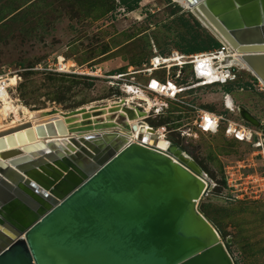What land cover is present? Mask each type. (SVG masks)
<instances>
[{
	"label": "water",
	"instance_id": "95a60500",
	"mask_svg": "<svg viewBox=\"0 0 264 264\" xmlns=\"http://www.w3.org/2000/svg\"><path fill=\"white\" fill-rule=\"evenodd\" d=\"M185 1L264 86V0ZM62 115L71 134L86 135L69 136L61 157L53 144L34 142L31 127L21 131L28 123L0 132V264H236L200 210L211 183L195 160L173 144L165 153L142 140L147 134H88L116 125L131 134L126 118L145 111L120 100ZM238 117L262 132L264 146L258 119L243 106ZM35 133L67 137L57 119ZM14 141L20 149L6 150Z\"/></svg>",
	"mask_w": 264,
	"mask_h": 264
},
{
	"label": "rangeland",
	"instance_id": "374dc122",
	"mask_svg": "<svg viewBox=\"0 0 264 264\" xmlns=\"http://www.w3.org/2000/svg\"><path fill=\"white\" fill-rule=\"evenodd\" d=\"M192 16L172 0H0V67L20 77L8 91L16 104L37 113H68L126 99L123 87L131 85V78L147 83L146 70H141L156 53L211 46V34ZM59 57L87 73L45 71ZM236 72V81L193 91L183 102L249 128L254 133L249 143L227 136L221 125L217 133L199 134L185 144L180 130L194 115L179 102L144 121L154 131L166 126L164 138L207 175L211 189L199 207L229 241L236 264H264V152L254 147L263 134L243 122L236 110L243 106L264 130V87L247 72ZM119 73L124 76L116 78ZM189 73L185 70V79ZM153 77L163 81L164 71ZM225 94L229 96L223 99ZM228 99L234 103L232 113L223 106L227 108ZM13 116L25 120L15 111L3 125Z\"/></svg>",
	"mask_w": 264,
	"mask_h": 264
},
{
	"label": "built area",
	"instance_id": "2783aa9c",
	"mask_svg": "<svg viewBox=\"0 0 264 264\" xmlns=\"http://www.w3.org/2000/svg\"><path fill=\"white\" fill-rule=\"evenodd\" d=\"M214 39L219 43V47L213 48V49H210L204 52L185 54L177 50H172L165 55H160L156 53L150 59L149 67L141 70L142 72L144 70H148L147 77L149 79L145 85H141V84L139 85L138 83H134L133 82L134 78H131V81H132L131 85H133L135 89L143 91L152 100L154 99L158 100V103H152L148 113L146 114L148 117L151 115L157 116V115L162 114L163 112L168 110L169 105L172 104V102L181 103V105L184 106L187 111L190 110L193 113L194 116L192 117V120L190 121V123L185 124L182 127V130H180L181 131L180 136L184 139L185 144L190 143L199 134L203 135V134L217 133L221 125H224V132L226 135L229 133L230 127L233 126V130L230 133V135L233 138L237 137V134L234 132L235 128L240 129L244 127L242 124L235 122V120L226 119L224 117V114L222 113H216V112H212L209 110H202L198 108V106L194 105L192 102H189V101L183 102V99L188 97L189 94H191V92L193 91L195 92L203 88H208L215 84L226 85L228 82L232 83L237 80L238 72H236V70L238 69L235 66L224 65V68H222V71L225 73L224 75L225 78L223 80L213 81L212 83L206 84L205 86L183 90L186 88L193 87L195 85H199L205 81V76L207 73L205 72V70H202V69L206 68L207 65L205 64L201 65V58L207 57V56L212 57V60H213L212 67L213 69H216L219 66L217 61H219L218 55L220 54V52L223 51L225 54H228L226 46L220 41H218L216 37ZM219 49L221 50L219 51ZM224 59H222L223 63L225 61ZM161 70L164 71V76H165L163 81L159 80L156 77H153L154 72L161 71ZM185 70H189L190 72L189 73L190 77L188 76V79L184 78ZM45 71L54 72L58 74L87 73V72H79L74 67L68 66L67 63L64 62V60L60 62L59 59H57V62L53 64V67L45 68ZM209 74L210 73L208 71L207 75L209 76ZM8 75H12L13 78L16 79L15 84H14L15 86L20 80V77L16 73L12 74L9 70H5L4 68L0 67V86L1 87L6 88L8 86V83L6 82ZM119 75H123V74H119ZM252 78L255 79L253 76ZM153 80L156 81V84L158 85L157 86L158 89L152 86L151 82ZM171 83H172L173 88H170ZM259 84L262 87H264L260 82ZM12 87L13 86H11L10 88ZM10 88H6V89L9 90ZM225 96H228V95L225 94L224 97ZM117 101H120V99H118ZM144 104H145L144 101L134 102L131 100L130 102V105L136 106L138 109L143 110V111H145ZM224 108L226 112L231 113L226 107ZM205 114H209V119L205 118ZM159 129H161L162 135L166 138V132H167L166 126H162ZM159 129H156L155 131ZM263 152H264V147H263ZM263 174H264V171H263ZM263 181H264V177H263ZM263 188H264V183H263Z\"/></svg>",
	"mask_w": 264,
	"mask_h": 264
},
{
	"label": "bare ground",
	"instance_id": "6f19581e",
	"mask_svg": "<svg viewBox=\"0 0 264 264\" xmlns=\"http://www.w3.org/2000/svg\"><path fill=\"white\" fill-rule=\"evenodd\" d=\"M172 1H174L175 3L181 5L182 8L186 9L189 13H191V7L188 6V4H187V2L185 0H172ZM210 29L212 30L214 35L211 34L208 30L207 31L211 34L212 38L216 37L218 41L224 42L222 37L218 34L217 30L213 26H210ZM226 49L228 51V54H225L222 51L218 55L219 56L218 57L219 61H217V62H218L219 66L216 69H213V67H212V65H213L212 57H208L207 56V57L201 58V65H203V64L207 65L206 68H204L202 70H205V72L207 74H208V71H209V73H210L209 76L206 74L205 81L203 83H201L199 85H195V86L190 87V88L183 89V90H188V89H192V88H195V87L205 86L206 84H210L213 81L223 80L225 78L224 77L225 73L222 71V68H224V65H226V66H235L239 71H244V72L249 73L251 76H254L253 73L251 72V70L243 62L242 57H241L242 55L240 53L235 52V50L231 49L230 46H228V45H226ZM220 50L221 49H219V51ZM222 59L225 60L224 63H223ZM59 61L60 62L63 61L61 57H59ZM72 66L73 65H71V67ZM147 72H148V70L145 71V75L146 76L148 74ZM123 76L124 75H119L118 74V75H116V78H120V77H123ZM114 77H113V79H115ZM15 80L16 79L13 78V76L8 75L7 81H6L8 83V86L6 88H10L11 86L14 87L15 86L14 85L15 84ZM259 82L262 84L261 81H259ZM151 83H152L153 87H156L158 89V87H157L158 85L156 84L155 80H153ZM170 86H171L170 88H173L172 87V83L170 84ZM6 88L0 86V132H4L6 130H9L11 128L17 127L19 125L28 123L29 126H26V127L22 128L21 131L24 132V129H26L27 127H31V129L34 132V137H35L34 142H43L45 144H47V143L48 144H53L54 145V153L57 156H59V157L64 155V153H65V151H64L65 145L66 144H70V143H67V140L70 138L69 136L72 135L74 138H79L80 136L86 135V133L83 134V132L79 133V132H76V131H73V134H71L70 131H69L68 125L65 122V118L62 115L63 113L61 114L59 111L54 112V113H42V112L37 113V112L28 110L24 106L16 104L17 101L13 100V98L11 97L8 89H6ZM123 89H124V92H126L128 94H127L126 99L122 98L120 100H124L129 106H132V105L129 104V102L131 100L134 101V102L144 101L145 102L144 107H145L146 114L148 113L152 103H158L157 99H154V100L150 99L143 91L135 89L133 87V85L124 86ZM225 97L223 99H225ZM228 100L229 101H227L226 103H227V109H228V107L230 108L229 109V112H230L231 108H232V104L234 105V103H233L232 100L231 101H230V99H228ZM114 102L117 103L118 101L115 100V101H112V102H109V103H106V104H108L110 106ZM231 102H232V104H231ZM223 106L226 107L225 105H223ZM90 107H86V108L88 109ZM134 107H136V106H134ZM236 110H237L238 113H241L242 112V106L241 105L236 106ZM15 111H18L19 113H22V115L24 116L25 120L22 121V122H19L20 121L19 120L20 116H13V120L10 123H8V125H6V126L3 125V122L7 119V117L10 114H13V112H15ZM109 115L110 114L105 113L101 117H103V120H106L108 118L107 116H109ZM147 118H148L147 115L143 116V117H138L137 119L132 120V121L128 120L126 118V120L129 122L130 126L135 125V129L136 130H135V132H132L131 134L128 133L127 131H125L124 128H122L119 125H116L114 127H109V128L106 127V128L92 129L90 131V133H88V134L101 135L104 132H110L111 130L116 129L119 133L123 134L127 139H129L131 141L139 140L140 138H142L143 136H145L147 134L148 135V139H143L142 138L143 141L155 145L158 149L163 150L165 153L169 152V149L171 148L172 145L164 138V136L159 135L157 133V132H159V133L162 134L161 129H159V130L154 132V130L144 121ZM205 118L209 119V114H205ZM56 119L57 120H61L62 123L64 124L65 128L67 129V135H66L67 137H62L58 133L56 134L57 138H50L48 135L41 136V137L36 135L35 127L37 125H42L43 126V125H45L48 122L52 123ZM115 119L116 118H114V120ZM232 130H233V126L230 127V131L227 134V136H231L230 133H231ZM15 131H17V130L12 131L11 133H15ZM234 132L237 134V137H234L235 140H238V141H241V142H244V143H249L251 141V139H252V136H253V132L249 128H245V127H242L240 129L235 128ZM7 133H9V132H7ZM152 138H155V139L158 138L159 142H157V141L156 142H154V141L150 142V140ZM27 143L29 144L28 141H27ZM20 146H21V144H18V143L15 142V144H13V145H7L5 149L6 150H10L12 148L20 149ZM254 147H264L263 143H262V139H260L259 142L254 144ZM18 155H20V154H18ZM7 159H9V158H3L2 161L7 162ZM200 202L201 201H199L198 204H200ZM2 217H3V215H2ZM2 245H0V251L2 250V248H1Z\"/></svg>",
	"mask_w": 264,
	"mask_h": 264
},
{
	"label": "trees",
	"instance_id": "16d2710c",
	"mask_svg": "<svg viewBox=\"0 0 264 264\" xmlns=\"http://www.w3.org/2000/svg\"><path fill=\"white\" fill-rule=\"evenodd\" d=\"M134 8L130 7L129 8V11H132ZM193 17V16H192ZM194 18V17H193ZM195 19V18H194ZM196 20V19H195ZM197 21V20H196ZM198 22V21H197ZM213 40L212 43H211V46H206V45H201L199 47H191V48H187V49H180L181 53H185V54H193V53H197V52H204V51H207L211 48H218L219 47V43L214 39L212 38ZM179 51V52H180ZM49 73V72H48ZM47 73V74H48ZM46 74V75H47ZM119 74H122V73H119ZM252 77V76H251ZM170 107V106H169ZM169 109V108H168ZM238 141V140H237ZM238 142H241V141H238ZM229 245V244H228Z\"/></svg>",
	"mask_w": 264,
	"mask_h": 264
},
{
	"label": "crops",
	"instance_id": "0c3cea01",
	"mask_svg": "<svg viewBox=\"0 0 264 264\" xmlns=\"http://www.w3.org/2000/svg\"><path fill=\"white\" fill-rule=\"evenodd\" d=\"M132 74V73H131ZM139 84H141V82H139ZM112 102V101H111ZM131 102V101H130ZM130 102H129V104H130ZM105 103H107V102H104L103 104H105Z\"/></svg>",
	"mask_w": 264,
	"mask_h": 264
}]
</instances>
